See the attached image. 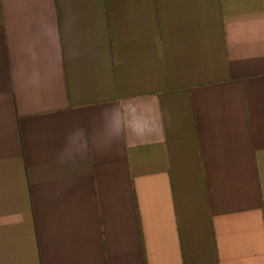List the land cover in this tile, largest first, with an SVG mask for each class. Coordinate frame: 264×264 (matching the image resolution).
Wrapping results in <instances>:
<instances>
[{
  "label": "crops",
  "instance_id": "1",
  "mask_svg": "<svg viewBox=\"0 0 264 264\" xmlns=\"http://www.w3.org/2000/svg\"><path fill=\"white\" fill-rule=\"evenodd\" d=\"M0 264H264V0H0Z\"/></svg>",
  "mask_w": 264,
  "mask_h": 264
}]
</instances>
